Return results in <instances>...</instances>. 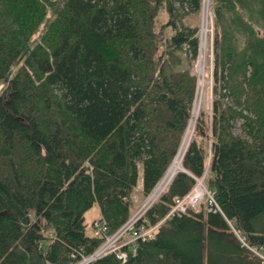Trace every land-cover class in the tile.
<instances>
[{"label":"trees","instance_id":"obj_1","mask_svg":"<svg viewBox=\"0 0 264 264\" xmlns=\"http://www.w3.org/2000/svg\"><path fill=\"white\" fill-rule=\"evenodd\" d=\"M200 5L0 0V264H70L102 241L86 230L94 204L111 233L137 188L152 194L192 117L199 27L181 15ZM211 9L212 101L184 151L187 172L141 218L153 238L125 262L90 264H264L249 249H264V0ZM198 180L213 201L169 214Z\"/></svg>","mask_w":264,"mask_h":264},{"label":"built area","instance_id":"obj_2","mask_svg":"<svg viewBox=\"0 0 264 264\" xmlns=\"http://www.w3.org/2000/svg\"><path fill=\"white\" fill-rule=\"evenodd\" d=\"M204 13L207 24L208 14H210L209 5L205 11H203V8L201 6V20L203 17L202 15ZM198 182L200 183L201 180H198ZM192 191L185 197L177 199L174 207L171 209L169 214H172L174 212H184L188 205L192 207L198 205L200 202V198H194ZM209 196L211 199V203L213 200L210 194ZM148 197L149 195L144 198L141 203V206L138 207V209L133 213V215L130 216L128 220L114 232L109 233L105 222L102 221L100 218L93 220L91 226L94 231L101 235L102 241L89 254H84L82 252L72 253L71 256L73 261L70 264H90L96 259L110 255L114 256L122 262H125L128 258L129 253L136 252L137 246L140 242L153 238L155 226L147 227L143 223H140V220L144 216L146 210L153 203L147 201ZM238 237L240 238L242 243L246 245L243 238L240 237L239 233ZM249 249L264 261V249L256 247H249Z\"/></svg>","mask_w":264,"mask_h":264},{"label":"rangeland","instance_id":"obj_3","mask_svg":"<svg viewBox=\"0 0 264 264\" xmlns=\"http://www.w3.org/2000/svg\"><path fill=\"white\" fill-rule=\"evenodd\" d=\"M202 4H204V1L201 0L200 8H199L198 12L195 15H193L191 13H189V15H186L188 13L187 9H185L184 10L185 12L182 13V15H181L182 19L184 21H186V22L188 20H190V19H194L195 17L197 18V25L199 27L198 28L199 29L198 30V39L200 41V45H201V28H202L201 6L203 8V5ZM46 7H47V13H46L45 19L39 25L38 30L33 34L32 38H31V41H34V40L38 39V36H39L40 32L44 29V23H45V21L51 18V13H52L51 12V9H50V7L48 5ZM209 13L210 14H208V19H207L208 22L206 24L207 29H208V33H207V49H206L207 52H206L205 65H204V71H205V74L204 75L205 76L202 75V77H200L199 74H198V70H197L198 62L196 61L197 60V57L195 58V61L193 62L194 73L196 74V77H197L195 95H196V93L198 95V90L200 88V85L199 84L201 83V80H202L200 78H204V84H205V102H204V105L205 106L203 105L202 108L200 109V111L201 110H204L207 113H210V103L212 101V76H211V74H212V60H213L212 37H213V21H214V19H213V11L211 9V0H209ZM184 15H186V16L183 18ZM158 16L159 17H158V20L157 21H158L159 24L165 22L166 19H167L166 18V15L163 13V10L162 9L160 10ZM203 18L204 17H202V19ZM200 21H201V24H200ZM166 31L169 32L168 30H166ZM188 56H189V54H188ZM199 56H200V53H199ZM15 69H16V67L13 68V72H14ZM1 88H2V84H0V89ZM195 98L197 100V96H195ZM196 100L194 99L195 102H196ZM200 111H199V113H200ZM191 113H192V111H191ZM239 123H240V121H238L235 124V127H234V132L235 133H241L240 128H239V125H240ZM191 133H190L189 137H191V135H192ZM185 134H186V132H185ZM185 134H184V136H185ZM196 186H195L196 189H194V190L192 189L193 190L192 191V194L195 195L200 190H202L203 193H202L201 197H199L200 198V202L201 201H205V198L208 197V191L205 189L202 181L198 185H196ZM199 186H200V189H198ZM197 189H198V191H196ZM132 196H133V201H134L133 202L134 203V208H133V211H132L131 216L138 209V207L141 206V203H142V201L145 198V197H143V195L141 194V192H140V190L138 188L133 192V195ZM150 196L151 195H149V197ZM149 197H148V199H149ZM84 218H85V224H86L87 233H93V228L91 226L92 221L95 220V219H99L100 218V211H99V208H98L97 204H94L89 210H87L85 212Z\"/></svg>","mask_w":264,"mask_h":264},{"label":"bare ground","instance_id":"obj_4","mask_svg":"<svg viewBox=\"0 0 264 264\" xmlns=\"http://www.w3.org/2000/svg\"><path fill=\"white\" fill-rule=\"evenodd\" d=\"M203 1H204V4H202L203 5V11H205L208 8L209 0H203ZM203 17L204 18L202 19V28H201V45H200L201 48H200V52H199L200 56H199V59H197V62H198L197 70H198V74L200 77H202V75L205 74L204 65H205V58H206V52H207L206 49H207V33H208V29L206 28L207 26H206L205 13L203 14ZM200 79H202V80H201V83L199 84L200 88L198 90L197 100L194 104V108H193V112H192V118L190 120L189 127L187 130L186 136L184 137V140L182 142L181 148H180L176 158L174 159L173 163L171 164V166L169 167V169L165 173L164 177L162 178V180L156 186V188L152 192L149 199H147L148 202L156 201L158 199V197L161 194H163L164 190L168 187V185L170 184V182L174 178L175 174L178 171H180L182 168L181 161H182V157H183L184 151L186 149V146L188 144V141L190 139L189 135L191 132H193L196 117H197L200 109L202 108V106L204 105V102H205L204 78H200ZM198 189H200V186ZM198 189L196 191H198Z\"/></svg>","mask_w":264,"mask_h":264},{"label":"water","instance_id":"obj_5","mask_svg":"<svg viewBox=\"0 0 264 264\" xmlns=\"http://www.w3.org/2000/svg\"><path fill=\"white\" fill-rule=\"evenodd\" d=\"M180 171H185V172H187L183 167L181 168V170ZM199 183V182H198Z\"/></svg>","mask_w":264,"mask_h":264}]
</instances>
